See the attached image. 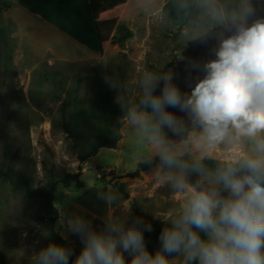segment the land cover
Instances as JSON below:
<instances>
[{
  "label": "rangeland",
  "instance_id": "obj_1",
  "mask_svg": "<svg viewBox=\"0 0 264 264\" xmlns=\"http://www.w3.org/2000/svg\"><path fill=\"white\" fill-rule=\"evenodd\" d=\"M167 1L132 0L127 14L130 15L128 25L118 21L115 30L107 34L106 47H102L97 56L84 55L75 63L55 61L49 56L43 64L33 67L22 65L16 50L13 55L15 68L9 72L0 71V264H35L36 252L51 242L49 217L41 211L40 197L24 194L21 185L25 180L36 189L47 185L51 176L62 179L67 174L95 171L93 189L86 182L83 187H78L76 182L68 188L59 184L54 205L64 207L66 215H84L97 229L103 228L105 217H132L134 204L152 226L178 209L179 202L165 180L168 172L160 166L137 178L127 177L139 163L154 158L151 147L143 143L136 128L127 120L116 148H102L97 155L80 162L78 153L83 151L92 128L77 136H68L59 116L62 103L69 95L76 96L85 108H93L99 82L106 83V77L117 84V88L112 89L115 98L121 96L123 81L133 104L141 94L140 81L148 72L156 75L172 72L173 82L182 93L195 86L204 75L203 64L214 59L213 50L220 37L235 31L231 17L240 11L244 0H196L194 19L183 27L162 11ZM250 3L252 13L248 23L264 19V0H250ZM119 24H124L129 33H117ZM6 28L14 33L16 45V26L7 22ZM162 88L161 81L155 94H160ZM9 111L14 114L7 117ZM172 112L187 119L178 109ZM198 131L189 125V133L195 135ZM168 135L174 142L182 139L171 133ZM247 150L246 142L220 144L203 159L213 158L224 164ZM187 155L193 160L201 158V152L194 145L188 146ZM117 183L123 184L129 198L119 192L115 187ZM95 190L116 195L118 205L107 207L97 199ZM63 223L58 213L54 229L60 236L62 233L67 236V239L61 237L73 249L74 260L82 244ZM144 237L147 248L154 253L160 241L150 234ZM125 256L130 259L127 253ZM173 264H181V259L174 258Z\"/></svg>",
  "mask_w": 264,
  "mask_h": 264
},
{
  "label": "clouds",
  "instance_id": "obj_2",
  "mask_svg": "<svg viewBox=\"0 0 264 264\" xmlns=\"http://www.w3.org/2000/svg\"><path fill=\"white\" fill-rule=\"evenodd\" d=\"M251 13L250 0H244L231 17L235 31L220 37L214 59L203 64L204 75L189 92H181L172 72H148L137 103L125 109V119L168 172L167 186L179 202L171 216L154 215L164 225L160 247L149 251L144 233L152 225L139 216L105 217L97 229L84 215H66L59 207L63 227L82 244L71 264H173L176 257L181 264H264V19L249 24ZM161 81L162 91L155 94ZM105 82L117 88L108 77ZM115 102L125 108L122 96ZM189 125L198 134L189 133ZM168 133L182 139L174 142ZM243 142V155L215 169L202 163L218 145ZM189 145L201 152L200 159L184 158ZM95 192L107 207L118 205L116 195ZM72 256V248L52 241L36 252L35 264H70Z\"/></svg>",
  "mask_w": 264,
  "mask_h": 264
},
{
  "label": "trees",
  "instance_id": "obj_3",
  "mask_svg": "<svg viewBox=\"0 0 264 264\" xmlns=\"http://www.w3.org/2000/svg\"><path fill=\"white\" fill-rule=\"evenodd\" d=\"M126 1L127 0H91L95 19L98 18V14L101 12L113 9L118 5L126 3ZM0 3L3 12L0 14V71L4 70L5 72H9L16 66L13 55L18 48V39L16 38L17 44L14 45V33L8 31L6 23L9 22L16 26L15 33H17V25L14 21L5 17V12L13 7L14 3L10 0H0ZM162 11L179 27H183L194 19L196 0H168L163 6ZM125 32L129 33L128 29L124 24H119L117 26V33ZM15 73L17 72L15 71ZM121 96L125 101L124 109L121 108L120 104L115 102L116 98L108 84L99 82V92L93 108H85L82 102L74 95H69L62 103L59 116L63 131L68 136L74 137L81 134L87 128H92L85 139L83 151L78 153L80 162H84L86 159L97 155L102 148H116L118 143L122 140L121 128L126 120L125 109L128 105L133 104L129 100L123 81L121 82ZM174 109L175 108H168L167 110L172 112ZM12 114H14V112H7V117L12 116ZM184 158L193 160L187 154ZM149 160H151L150 164H146L144 161L139 163L135 171L129 173L127 177L137 178L142 173L160 166L158 159L152 158ZM202 163L208 169H215L217 166L223 165L222 162L213 158L202 159ZM80 176V173L67 174L62 179L51 176L47 185L36 189L32 188L28 180H25L21 185L26 196L41 198V211L49 217V240L51 242L54 241L63 244L66 247H69L68 242L54 229L58 219V211L54 205L55 192L59 184L68 188L71 186L72 182H76L78 187H83L84 183L79 180ZM115 187L125 198H129L122 183L115 184ZM136 216L141 217L147 222V217L144 212L134 204L132 217ZM152 227L153 230L151 232H145L144 234H150L154 240L159 241V234L164 225L162 222H156ZM71 260H73V256L70 258V264Z\"/></svg>",
  "mask_w": 264,
  "mask_h": 264
},
{
  "label": "crops",
  "instance_id": "obj_4",
  "mask_svg": "<svg viewBox=\"0 0 264 264\" xmlns=\"http://www.w3.org/2000/svg\"><path fill=\"white\" fill-rule=\"evenodd\" d=\"M10 1L14 6L5 12V17L17 25L18 61L34 67L49 56L70 63L84 55L97 56L106 47L107 34L115 30L117 22L129 20L132 0L101 12L97 19L91 0Z\"/></svg>",
  "mask_w": 264,
  "mask_h": 264
},
{
  "label": "water",
  "instance_id": "obj_5",
  "mask_svg": "<svg viewBox=\"0 0 264 264\" xmlns=\"http://www.w3.org/2000/svg\"><path fill=\"white\" fill-rule=\"evenodd\" d=\"M81 182H86L88 186H93L96 182V173L93 170H90L89 172L82 174L79 178Z\"/></svg>",
  "mask_w": 264,
  "mask_h": 264
}]
</instances>
